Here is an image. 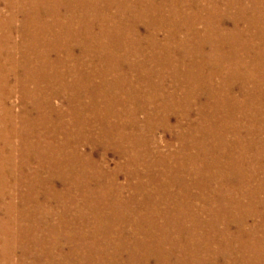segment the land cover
<instances>
[{
	"label": "rangeland",
	"instance_id": "rangeland-1",
	"mask_svg": "<svg viewBox=\"0 0 264 264\" xmlns=\"http://www.w3.org/2000/svg\"><path fill=\"white\" fill-rule=\"evenodd\" d=\"M17 1H0V14L10 23L11 15L18 17ZM11 3L15 5L9 8ZM172 3L169 0L162 5L160 0L157 4V18L166 23L159 39L166 33L177 38L174 48L165 45L159 54L171 49L174 61L170 66H179L180 72L168 74L165 64L154 63L155 73L138 83V104L116 95L107 105L103 103V111L95 105L97 115L90 109L78 112L76 106L82 102H74L77 92L69 86L73 62L61 66L65 84L61 80L39 82L40 96L35 102L34 82L16 83L14 63L0 51V264H164L168 259L171 264H195L191 256L196 252L203 257L201 264H226L212 259L217 246L226 243L223 238L215 241L216 231L223 227L219 213L222 219L229 220L233 214L258 222L264 199L260 185L264 176V36L244 20L235 22L238 11L227 5V0ZM68 12L64 7L61 16ZM174 20L177 28L172 27ZM40 28L45 30L44 37L57 34L56 29ZM0 30L4 44L9 34L21 41L16 29L9 32L10 25H0ZM111 30L116 34L114 27ZM145 46L149 59L147 53L153 48L149 42ZM119 53L115 50L114 56L121 61ZM147 63L151 68L152 63ZM114 77L113 70L109 82L106 76L97 78L103 99L115 95L111 88ZM153 79L159 84L158 91L151 84L152 89L141 85ZM51 92L57 94L50 98L48 110L41 94L49 97ZM26 93L30 99L23 97ZM71 119L85 120L78 140H71L76 135L73 127L62 126ZM89 157L92 166L87 163ZM223 173L229 176L223 177ZM238 204L245 208L236 209ZM224 206L231 209L225 213ZM262 235V231L256 234ZM197 245L201 251H196ZM251 255L247 252L237 257L241 260Z\"/></svg>",
	"mask_w": 264,
	"mask_h": 264
},
{
	"label": "bare ground",
	"instance_id": "bare-ground-1",
	"mask_svg": "<svg viewBox=\"0 0 264 264\" xmlns=\"http://www.w3.org/2000/svg\"><path fill=\"white\" fill-rule=\"evenodd\" d=\"M18 1H17L18 4H16V5H18L17 11H15L16 9H13L12 13L14 11L17 12L18 17H20V18L18 19L17 16H13V15L9 14V15H11V23H10L9 21H6L5 19H3L1 14H0V25H10L9 32L12 31L13 29H16L17 32H18L17 34L19 35V38H20L21 41L14 40L13 37H12V34H9V37H7L8 41L6 42V44H4L3 39L0 37V48H4L5 49V51L4 50H0V51L5 52L7 54L8 59L13 61V63H14V71H15V74H16V78L15 79H17L16 83L20 84V83H26V82L29 83L30 81L34 82V84H33V87H34L33 96L34 97H37L39 95V93H40L41 89H40V83L39 82H41V81H44V82H51V81L52 82L53 81L54 82H60L59 80H61L62 81V85L65 84L64 83V74H63V72L61 70V66H64L65 63H67V62H69V63L73 62V64H72V69H73L72 77H73V79H71L69 81L70 82L69 86L75 92H77L76 93L77 98L74 100V102L77 101V99L82 102V103H79L76 106L78 112L83 111V109L85 111H87V110L89 111V109H90V111L93 112L94 114H96L95 113L96 111L99 112L97 110V108L95 107V105H100V108L103 111V108H104V107L102 108L103 103H106V105H107L113 99H115L116 95H119V97L121 96L122 98L125 99V101L132 102V104H135V103L138 104L137 101L140 99V92H141V86L138 85V83L143 78H145L147 76V74H149L150 72L154 71V73H155L156 69L153 66L154 63L160 64V65L165 64L166 65V67L164 66L165 70L169 71L168 74H170V73L177 74L178 72H180V67L179 66H177L176 68H174V65L170 66L171 60L174 61V59H172L173 56L169 55L171 49L174 48V46L176 44L177 38L173 37L169 33H166L165 37L162 40L159 39V37H158L159 33L161 31L165 30V24H166L164 21H162V20L157 18V14H158L157 12H159V9H160V6L157 5V4H158V2L160 0L159 1H157V0H149L147 3H145V0H64V1H67V2H62L61 0H22L23 3L18 2ZM168 1L169 0H161V4L162 5H166ZM139 4L144 5V7L139 6ZM172 4H174V0H173ZM247 4L249 6H246ZM263 4L259 0H246V2H244L243 0H227V5L231 6L232 8H236L237 11H238V13L235 16V19H236L235 22L239 23L240 20H244V23L252 24L254 26L255 30L260 35L262 34L264 36V8H263L264 6L263 7L261 6ZM14 5L15 4L10 5L9 8H12ZM64 7L67 10V12L69 10L70 11L67 13V15H66V13H64L66 16L62 17L61 16V10ZM172 7H174V6H172ZM9 11H10V9H9ZM173 11H175L174 12L175 14H178V10H177L176 7L173 8ZM220 19H221V17H219L218 20H220ZM224 23H226V22H224ZM12 24H14V25H12ZM15 24L17 26H15ZM108 24H110L111 27H114L116 29V34L112 33L113 30H111V27ZM39 25H43L44 28L48 29V30L56 29L55 33H57V34L54 35V36H49L48 35L47 37H44L43 34L45 33V30L42 29V28L38 29ZM240 25H241V23H240ZM178 26H179V24L174 20L172 22V27L177 28ZM142 28H144V31L146 29V31H147L146 34L143 33ZM214 32L221 36V33L218 30H216ZM130 34H132V35L128 36ZM233 34L235 35V29L233 30ZM83 36H84V39H82ZM128 38H130V40ZM22 41H23V43H22ZM146 42H149L152 45V48H153L152 51H149L147 53V54H150L149 59L146 58V54H145L146 46L144 47V45H146ZM165 45L168 46L171 49L168 51L167 54L164 53V52L159 54L160 47H164ZM255 47H256V45H255ZM257 47H258V45H257ZM77 48L80 50V52L78 51L79 53L76 52ZM115 50H117V55H118V51H120L119 54L121 55V61L116 59L117 56H114L115 55ZM29 52L31 53L30 55H28ZM255 52H257V50ZM177 54H179V53L177 52ZM122 55H123V59H122ZM129 58L131 60H129ZM31 61H33V62L31 63ZM97 62H98V64H97ZM147 62H151L152 63L151 68H148V63ZM127 63H128V65H127ZM69 69H70V67H69ZM113 70H114V73L116 74V77H114V78H116V82L113 81L111 88L115 90V95H113L112 98H109V97L107 98L106 97V98L103 99L104 96H103V94L101 92L102 89L100 90L101 87L97 85L96 80H97V78H101V77L103 78V76H106L105 80L107 82H109L108 81L109 79H107V78L109 77L111 71H113ZM19 71H20V73H19ZM51 76H52V79H51ZM129 76H131V78H129ZM252 77H253V75H252ZM153 80H155V81H153L152 83H149L148 81H144L141 85H143V86L146 85L149 89H152V87H151V85H152L158 91L159 90L158 89L159 88V86H158L159 84L156 83L157 82L156 79H153ZM235 87H236V85H235ZM111 88H109V91L112 90ZM94 93L95 94L98 93L97 94L98 99H96ZM56 94L57 93H55V92H51L49 94V97H48L47 93H42L41 94V97L43 98V100L46 101L45 105H46V108L48 110L50 109V101H51L50 98L53 95L55 96ZM112 94H113V92H112ZM60 95H62V94H60ZM39 96L37 97L35 102L39 101ZM241 96H243V95H241ZM23 97L25 99H28V98L30 99L29 93H26ZM121 97H120V99H121ZM162 97L164 98L163 95H162ZM72 98L73 97L69 98V105L70 106H72ZM85 100H88V102L91 103L92 105L91 106H87V104H85V102H86ZM198 103H200L199 99H198ZM17 106H18V104H17ZM231 106H233V105H231ZM71 110H74V109L71 108ZM194 113H195V111H194ZM34 115H37V114L34 113ZM193 116L195 117V115H193ZM176 119H177V117H176ZM84 121L83 120L80 121L79 119H77V120L71 119V121H68L65 125L64 124L62 125L63 128H65V129L73 127L74 132L76 133V135L73 136L71 138V140L72 139H77L78 140V137L82 135L83 132L79 128H82L81 124ZM123 126H121V130L119 131V135L120 136H122V134H123V130H124ZM128 128H129V126H128ZM229 128H231V127H229ZM183 130H184V128H183ZM35 132H37V131H35ZM243 134H245V133H243ZM175 140H177V138ZM98 142L100 143V140H98L96 143H98ZM102 142H103V139H102ZM88 143L92 147L95 146L94 145V141L92 139H89ZM21 150H22V148H21ZM114 152H115V150H114ZM122 155H123V153H122ZM245 155H246V153H245ZM91 158L92 157L87 158V163H88L89 166L93 165V162H92ZM85 160H86V158H84L83 161H85ZM124 164H125V162H124ZM25 165H27V164H25ZM195 165H197V164H195ZM123 166L125 167V165H123ZM152 172H154V171L152 170ZM224 176H229V174L228 173H223V177ZM39 177H41V176H39ZM42 177H44V176H42ZM24 178H26V177H24ZM153 180H154V178H153ZM232 180H233V176L231 177V181ZM261 180H263V181L260 182V185L264 188V176H263V178ZM236 181H238V180H236ZM97 182H99V181H97ZM232 183H234V182H232ZM54 184H55V182H54ZM229 184H230V182H229ZM55 185H57V184H55ZM37 187H39V186H37ZM20 189H19V191H20ZM159 190H160V188H159ZM245 193H246V191H245ZM41 194H43V193H41ZM78 197H80V196H78ZM251 197H255V199L258 198V196L256 197L253 194L251 195ZM186 199H188V198H186ZM109 200L111 201V199H109ZM147 200H149V199H147ZM254 205L257 206V204H254ZM119 206H121V204ZM262 206H263L262 208H259L260 212H258V213L260 215L257 217L258 218V222L254 221L253 223H250L249 222L250 220H248V219H245V218H242L239 215H233V214H231V217H230L229 220L226 219V218L222 219L221 214L219 213V221L218 222L223 224V227H221L220 229H218L216 231L217 234H216V232L214 233V235L215 234L217 235L216 239L213 237L214 235H212V238L215 239V241H221L222 238H223V239L226 240L225 241L226 243L224 245L223 244H219V246H217L216 252L213 254L214 258H212L211 256H209V257L212 258V259H215V262H216V260L218 261L219 259H222L221 261L225 260L226 264H264V199L262 200ZM234 207H236V209L245 208L241 204H238L237 206H234ZM11 208H12V206H11ZM201 208H200V210H201ZM230 209L231 208L229 206H224L225 213H227ZM1 210H3V209H1ZM233 210L234 209H232V213H233ZM99 216H100V214H99ZM70 217H71V215H70ZM85 218H87V217H85ZM21 220H22V218H21ZM251 221H253V220H251ZM22 222H23V220H22ZM43 226H45V225H43ZM21 227H22V225H21ZM169 227L171 228V226H169ZM220 230H223V231L220 232ZM17 231L18 230H16L15 232H17ZM231 231H233V232H231ZM260 231H262L263 235L261 237H257L256 234L259 233ZM220 234L222 235V237L219 236ZM244 236H249V237L246 239ZM105 237H106V235H105ZM78 238H80V237H78ZM244 239H246V240L244 241ZM2 240H4V239H2ZM18 240H20V239H18ZM63 240H65V239H63ZM208 240H210V237H208ZM131 241H132V239H131ZM236 242H241V243H239V245L234 246V243H236ZM167 243H169V242H167ZM63 245H65V244L62 243V246ZM33 246H34V244H33ZM186 246H188V245H186ZM16 247H18V246H16ZM66 249H64V250H66ZM185 249H186V247L184 246V250ZM195 249H196V251L197 250L201 251L200 245H197ZM17 250H15V251H17ZM104 251H106V250H104ZM32 252H33V250H32ZM247 252H250L252 255L247 257V258H241V260L238 259V257H237L238 255H240V257H242L243 253L247 254ZM15 253H17V252H15ZM197 253H199V252H196V254ZM93 254H94V252H93ZM186 254L189 256L191 253L188 252ZM196 254H195V256L194 255L193 256L190 255V256L193 257L192 259L195 261V264H201V261H202L203 257H200V256H198V254L197 255ZM208 254L212 255V253H209V252H208ZM25 255H27V253ZM255 255H257V256H255ZM50 256H49V259L51 258ZM17 259H18V256H17ZM9 261H11V260H9ZM88 264H91V263H88ZM164 264H171L170 259L165 260ZM182 264H186V263L183 262Z\"/></svg>",
	"mask_w": 264,
	"mask_h": 264
}]
</instances>
